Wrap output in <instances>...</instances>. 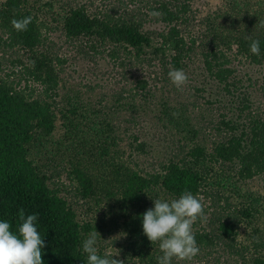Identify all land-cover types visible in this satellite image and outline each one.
<instances>
[{
	"label": "trees",
	"instance_id": "obj_1",
	"mask_svg": "<svg viewBox=\"0 0 264 264\" xmlns=\"http://www.w3.org/2000/svg\"><path fill=\"white\" fill-rule=\"evenodd\" d=\"M139 2L113 0L109 7L93 11L86 1H78L63 13L53 10L45 17L36 12L29 0H0V221L9 222L11 231L18 233L20 209L25 217L36 215L35 224L45 242L44 264H88L82 248L88 228L54 184L66 173L75 181V192L82 199L98 189L89 161L83 164L90 148L74 143L77 133L67 131L63 141L49 137L56 129L59 112L68 129L76 114L74 105L64 111L58 100L61 72L67 61L59 51L62 45H75L79 52L106 45L108 55L115 61L123 55L140 73L135 95L141 90L144 101L154 96L151 78L163 75L173 84L168 79L169 72L187 70L195 51L197 41L189 32L191 0H147L144 6ZM227 2L225 15L218 25L213 22L212 38L206 34L198 43L207 79L215 81L220 91L218 97L208 100L222 107L212 125L215 137L211 147L198 143L186 155L178 153L146 173L123 165L116 167L111 175H103L105 184L99 188L109 197L113 189L108 184L115 182L122 200L135 209L148 194L171 201L189 191L202 203L210 197V211L204 206L209 231L206 227L195 231L196 242L205 248L222 244L238 253L236 237L241 222L250 218L251 209L232 204L231 198L221 193L220 187H225L228 179L212 182L210 178L214 164L229 168L234 182L264 176V112L249 88L252 74L245 71L238 75L234 58L227 51L235 46L236 54L244 56L252 67H259L264 77V10L250 13L242 8L240 0ZM28 16L33 19L27 30L17 31L12 20ZM56 30L64 36L61 44L53 39ZM253 40L260 42L259 56L250 51ZM85 41H89L88 49ZM174 113L179 121L173 114L170 119L177 122L178 129L185 128L190 116L184 106L175 108ZM192 129L186 130L189 139L200 134L197 127ZM99 131L96 129L97 134ZM106 131L102 129L103 134ZM48 140L58 147H50ZM136 140L135 148L147 152V142L138 141L137 137ZM47 152H51V158ZM58 152L65 163L55 160ZM134 219L135 224L130 223L129 228L136 251L138 242H146L147 236L143 233V220ZM202 222L198 219L193 225L202 226ZM141 252L139 249L137 253ZM242 264H264V257H254L251 263L245 259Z\"/></svg>",
	"mask_w": 264,
	"mask_h": 264
},
{
	"label": "rangeland",
	"instance_id": "obj_2",
	"mask_svg": "<svg viewBox=\"0 0 264 264\" xmlns=\"http://www.w3.org/2000/svg\"><path fill=\"white\" fill-rule=\"evenodd\" d=\"M78 1H86L91 10L99 11L109 7L110 1L113 0H29L34 4L36 12L45 17H49L51 14L48 13L53 10L63 13ZM137 1H140V6H144L147 0ZM227 1L191 0L189 32L191 37L196 38L197 45L189 58V67L183 70L188 76V83L180 90L168 83L163 75H158L157 79L151 78L150 85L154 96H150L148 101L141 97V90L135 95L136 78L140 73L123 55L116 61L112 59L107 53L106 45L79 52L75 45L68 43L63 44L59 50L67 61L61 72L58 100L64 111L74 105L76 114L72 118V128L68 129L63 124V117L59 112L56 129L49 137H52V141H58L59 138L63 141L67 131L77 133L74 143L80 148H90L86 156L88 160H83V164L86 165L89 161V170L97 177L98 189L91 197L82 199L75 192V181H71L66 173L61 175L54 187H58L59 192L75 207L79 221L88 228L86 237L89 238L91 232L97 231V247L101 254L123 260L124 264H158L157 257L163 255L159 242L152 244L148 238L145 239L146 242L139 241V247L135 251L131 245L129 228L130 223L135 224L134 218L143 220V214L154 207L157 197L153 194L145 195V200L135 209L122 200L120 187H117L115 182L113 185L108 184V187L113 189L109 197L104 196L103 189L99 186L105 184L103 175H111L116 167L123 165L146 173L178 153L186 155L188 150L198 143L211 147L215 137L212 125L218 120L222 107L208 102L209 99L218 97L217 93L220 91L215 81L207 79L202 64V50L198 43L205 39L206 34L212 38L215 30L213 22L218 25V21L225 15L229 5ZM240 1L242 8L250 13L264 10V0ZM43 3H52L53 7ZM55 17L58 19V14ZM52 23L55 24L54 18ZM53 32V39L61 44L64 36L60 30ZM85 42L88 49L89 41ZM227 51L234 58L233 65L238 75L245 71L252 74V84L249 88L257 102L256 105L264 112V77L261 69L252 67L244 56L237 55L235 46ZM243 78H247V75ZM247 82L245 80V83ZM198 87L200 89H196ZM178 106H184L186 114L190 116L189 122L182 129H178L177 122L170 119ZM176 119L179 121L177 117ZM192 127H197L200 134L189 139L186 130H193ZM103 128L107 129L104 134ZM96 129H100L98 134ZM136 137L138 141L147 142V152L135 148ZM47 143L54 149L58 147L49 140ZM59 154L55 160L65 163L64 157ZM47 155L51 158V152H47ZM105 161L107 162L102 163ZM213 168L210 181L228 179L226 186L220 187L221 193L228 195L232 204L241 208L248 207L252 212L250 218L241 222L239 227L236 237L238 253L228 247L224 248L222 244L209 248L197 244L200 251L196 257L191 261H177L173 258L172 264H242L245 259L251 263L254 257H264V176L234 182L233 173L228 171L229 168L218 164H214ZM107 188L106 192L109 191ZM211 203L210 197L204 198L203 205L206 208ZM221 203L224 204V201ZM207 209L210 211L209 207ZM205 215H208V212ZM201 225H193V232L198 229L203 231L205 227L209 231L207 220ZM139 249L142 251L140 254L137 253ZM240 253L244 254V257Z\"/></svg>",
	"mask_w": 264,
	"mask_h": 264
},
{
	"label": "clouds",
	"instance_id": "obj_3",
	"mask_svg": "<svg viewBox=\"0 0 264 264\" xmlns=\"http://www.w3.org/2000/svg\"><path fill=\"white\" fill-rule=\"evenodd\" d=\"M32 19L28 16L20 20L13 19L11 23L17 31H26ZM250 51L259 56V40L251 42ZM169 78L180 90L188 83V76L182 69L171 70ZM198 219L204 222L207 220L204 205L200 198L189 191L171 201L154 200V209L150 208L143 214V233L152 244L159 242L163 255L157 257L158 264H172L173 258L177 261H191L199 254L200 249L193 232V224ZM36 220V215L25 217L24 210L20 209L18 233L11 231L12 225L9 222L0 221V264H44L42 249L45 242L36 227ZM82 248L87 254L88 264H124L123 260L98 254L97 231L89 234Z\"/></svg>",
	"mask_w": 264,
	"mask_h": 264
}]
</instances>
